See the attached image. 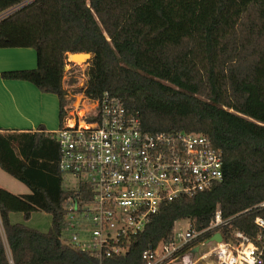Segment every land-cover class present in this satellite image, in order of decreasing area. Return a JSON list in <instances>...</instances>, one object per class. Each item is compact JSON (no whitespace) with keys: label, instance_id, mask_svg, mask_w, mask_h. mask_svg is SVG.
Masks as SVG:
<instances>
[{"label":"trees","instance_id":"1","mask_svg":"<svg viewBox=\"0 0 264 264\" xmlns=\"http://www.w3.org/2000/svg\"><path fill=\"white\" fill-rule=\"evenodd\" d=\"M24 1L0 0V14L12 10L0 17V48L31 47L36 66L0 75L55 94L59 126L68 91L107 92L137 112L143 132L200 133L222 159L220 181L163 202L143 229L121 239L126 250L102 255L101 264H143L144 250L172 239L176 220L201 230L217 209L224 240L233 230L252 239L263 233L254 218H264V208L254 205L264 200V0ZM68 52L91 53L79 84ZM58 157V141L41 126L0 131V168L29 189H0V264L98 263L97 253L69 242L65 207L73 189ZM34 211L50 215L47 230L9 218L19 212L26 221Z\"/></svg>","mask_w":264,"mask_h":264},{"label":"built area","instance_id":"2","mask_svg":"<svg viewBox=\"0 0 264 264\" xmlns=\"http://www.w3.org/2000/svg\"><path fill=\"white\" fill-rule=\"evenodd\" d=\"M79 73L86 79L84 67ZM66 98L62 125L52 131L58 141V168L69 177L67 182L74 183L65 207V227L73 246L97 253V264L102 255L123 253L127 246L120 245L121 239L143 229L163 202L192 196L222 179L221 156L204 135L143 132L137 112L127 111L107 92L92 98L68 91ZM254 208H264V200ZM185 221L177 240L173 236L142 252L143 264H197L208 255L217 264H264L263 217L254 218L263 231L255 239L233 230V239L211 242L203 253L193 250L205 245V239L180 250L205 232L214 234L226 221L219 209L201 230Z\"/></svg>","mask_w":264,"mask_h":264},{"label":"crops","instance_id":"3","mask_svg":"<svg viewBox=\"0 0 264 264\" xmlns=\"http://www.w3.org/2000/svg\"><path fill=\"white\" fill-rule=\"evenodd\" d=\"M35 66L33 48H0V74L5 70ZM58 114L59 101L55 94L41 92L30 82L4 79L0 75V131H34L41 126L43 131L52 132L59 127ZM0 189L6 188L0 186Z\"/></svg>","mask_w":264,"mask_h":264},{"label":"rangeland","instance_id":"4","mask_svg":"<svg viewBox=\"0 0 264 264\" xmlns=\"http://www.w3.org/2000/svg\"><path fill=\"white\" fill-rule=\"evenodd\" d=\"M79 62H81V60ZM68 67H69V64H67V68ZM78 67L80 69L83 67L85 68V64L81 63V65H78ZM67 77H68L67 75L64 77L63 79L64 82H66ZM77 79H78V84L81 83V81L83 80V77L80 73L77 74ZM68 180H69V177L67 175H63V183L65 185L70 186V188H72V186H74V183H69L67 182ZM0 186L14 193H22V192L29 191L28 187L23 182L13 178L12 176L4 172L1 168H0ZM9 218L11 222H23L29 227L36 228L40 231L47 230L50 224V220H51L50 215L44 211L32 212L30 218L26 221L23 220V216L19 212H12ZM185 224H186L185 219H179L174 222L173 236L176 240L179 238V233L182 232V227ZM0 233L2 235V238L4 239L2 229L0 230ZM209 246L210 245L208 244L203 245V246L201 245V247H199L200 248L199 253H203L206 250H208ZM197 264H217V263L213 255H208Z\"/></svg>","mask_w":264,"mask_h":264},{"label":"water","instance_id":"5","mask_svg":"<svg viewBox=\"0 0 264 264\" xmlns=\"http://www.w3.org/2000/svg\"><path fill=\"white\" fill-rule=\"evenodd\" d=\"M91 58V53L89 52H68L66 54V60L69 63L73 64H81L87 62ZM81 60V62H79ZM222 241V235L220 232L216 231L214 234H212L210 237L204 240V244L207 245L211 242H221ZM199 246L195 247L193 252L198 251Z\"/></svg>","mask_w":264,"mask_h":264}]
</instances>
